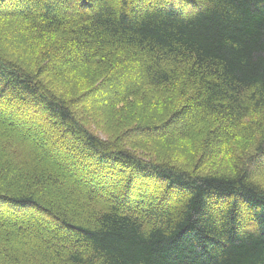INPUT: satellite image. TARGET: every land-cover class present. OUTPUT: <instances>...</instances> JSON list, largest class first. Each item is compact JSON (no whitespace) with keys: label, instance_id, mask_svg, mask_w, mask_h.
<instances>
[{"label":"trees","instance_id":"1","mask_svg":"<svg viewBox=\"0 0 264 264\" xmlns=\"http://www.w3.org/2000/svg\"><path fill=\"white\" fill-rule=\"evenodd\" d=\"M192 1L0 0V117L49 152L0 136V264H264V188L243 160L199 172L252 115L241 149L264 157V0ZM67 172L84 194L63 190ZM13 219L51 233L21 242Z\"/></svg>","mask_w":264,"mask_h":264},{"label":"rangeland","instance_id":"2","mask_svg":"<svg viewBox=\"0 0 264 264\" xmlns=\"http://www.w3.org/2000/svg\"><path fill=\"white\" fill-rule=\"evenodd\" d=\"M182 1L184 4V7H194V3L192 0H182ZM37 44H38V46L36 48H40L41 50H44V53H45V56L47 59L50 60V58H53L54 56L57 55L56 50L58 49V45L54 39L49 38V37L40 38L39 40H37ZM45 70H46V72L44 75H42L41 78L43 79V81L45 82L47 87L48 88L51 87V90L55 91L53 86H54V84H56L59 87L58 90H60L61 92L63 91L66 95H69L70 87L72 84L67 83V82H62V83L57 82L56 83V81H55V83H53V80H55V79L60 80L59 79L60 75L59 76H54V75L52 76V74L48 71V69H45ZM120 75H122V74H120ZM64 77H65L64 79L68 80L70 76H64ZM113 79H115L114 81H117V78H113ZM77 82L79 85L78 84H76V85H78L80 93L88 91L89 88L91 87V85H89L88 81L86 79H83V77H79ZM113 85H114V82L112 83V88L116 89ZM66 92H68V93H66ZM109 96L110 95L107 92L103 93L101 96H99L100 97L99 100L102 99L100 103H104V102L109 103V101L107 100V99H109ZM182 102L183 101H180L177 104V106L182 105ZM76 111L79 114L78 110H76ZM259 117H260V115H252V116L248 117L247 119L244 120V122L241 124L239 129L245 128L247 126V129L250 128L251 133L254 134V136L257 138L258 127H256V129H255V126L257 124H260V123H258ZM10 122H12V121L11 120H4L0 117V126H1L0 127V136H1L4 144L6 145V148L11 150L12 152L16 151L19 154L30 153L32 151L37 152L42 157H45L43 155V153L45 155L49 154L47 146L44 144H40L37 141V138L39 136H36L34 134L26 135L24 131L15 130L12 133V135L14 136V138H12L14 141H12L9 138L8 129L9 128L15 129V127L9 125ZM95 129L91 128V130L94 133H96ZM239 129L237 131H232V134H231L232 138L227 143L226 146H224L222 148H218L216 151H214L212 154H210L209 158H207V155L205 156V159L203 161V164L200 167L199 172L200 173L218 172V173L228 175V174L232 173V171H234V169L236 168L237 161L243 160L245 163L242 166V168H245L247 166L248 173L251 175V177H253L255 179V183L264 188V157L260 158V165H257V166L251 165L250 159H251V156L253 155L252 149H254V147H250L248 145L245 152L242 151L241 148L243 145V141L245 139V135L243 134V132H239ZM235 132H236V134H235ZM102 133H104V132L102 131ZM16 141L23 143L22 144L23 146H20L18 144L14 146ZM152 146H154V145H152ZM46 158L49 161L50 167L53 168L54 171H57L56 169H58L60 167L59 164L57 163V160L54 158H52V159L48 158V157H46ZM186 158H188V155ZM45 161H47V160L45 159ZM188 161L192 162L189 158H188ZM195 161H196V155H194V163H195ZM177 162L179 165L183 166L186 162L185 157L179 158V160ZM74 182H75L74 173L67 172V177H65V179L62 181L63 190L64 191H72L74 193L84 194L83 191H80L78 189L79 186L74 184ZM93 195L95 196V194H93ZM54 196L56 197L57 195L54 194ZM95 198L97 200H99L97 197H95ZM74 205L75 204L71 205L72 206V208H71L72 212H76V208ZM139 205H140V203L137 202L136 207L133 209L137 210L138 212L146 213L144 208L142 206H139ZM0 220H3V218H0ZM8 222H9L8 225L2 226V230H6V231L11 232L13 234L19 235L21 242L25 241L27 243L34 244L37 242L36 241L37 236L39 237V235H41V234H45V233L50 234L51 233V230L46 229V227H45L46 225L41 223L40 221L38 222L35 220H31V219L30 220L29 219H17V220L13 219V220H8ZM17 228L22 229L24 232L23 233L20 231L18 232ZM42 239H44V240H42V243L45 246H47L53 250L58 249L59 247L63 246V242H61L60 239L57 242L58 245H52V243L50 241L46 240L47 238H45V236H43Z\"/></svg>","mask_w":264,"mask_h":264},{"label":"bare ground","instance_id":"3","mask_svg":"<svg viewBox=\"0 0 264 264\" xmlns=\"http://www.w3.org/2000/svg\"><path fill=\"white\" fill-rule=\"evenodd\" d=\"M3 44V43H2ZM5 45V44H4ZM7 54V53H6ZM1 55V54H0ZM8 55V54H7ZM10 55V54H9ZM2 56V55H1ZM0 56V57H1ZM2 59V58H1ZM8 59H9V57H8ZM13 59V58H12ZM7 60V59H6ZM15 61V60H14ZM19 63V62H18ZM16 68V67H15ZM5 109V108H4ZM14 116V115H13ZM225 130V129H224ZM232 130V129H231ZM221 131V130H220ZM236 131V130H235ZM223 132V131H222ZM228 133V132H227ZM235 134H236V132H235ZM236 137V136H235ZM263 189V188H262ZM4 262V261H3Z\"/></svg>","mask_w":264,"mask_h":264}]
</instances>
